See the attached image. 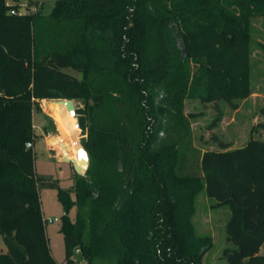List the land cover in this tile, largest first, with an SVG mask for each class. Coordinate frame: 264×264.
I'll return each mask as SVG.
<instances>
[{"label": "trees", "instance_id": "16d2710c", "mask_svg": "<svg viewBox=\"0 0 264 264\" xmlns=\"http://www.w3.org/2000/svg\"><path fill=\"white\" fill-rule=\"evenodd\" d=\"M8 1L18 0H0V264H58L27 147L41 100L78 103L73 142L81 129L89 156L75 199L45 185L65 211L67 264H203L213 242L192 218L204 191L231 210L226 264H264V141L230 150L215 136L221 151L203 154L201 175L183 172L186 100L214 104L212 129L220 102L251 96V25L264 0H59L47 16L12 15Z\"/></svg>", "mask_w": 264, "mask_h": 264}, {"label": "rangeland", "instance_id": "374dc122", "mask_svg": "<svg viewBox=\"0 0 264 264\" xmlns=\"http://www.w3.org/2000/svg\"><path fill=\"white\" fill-rule=\"evenodd\" d=\"M59 0H18L13 5L19 7L23 14L40 13L50 15ZM66 72L81 78L82 75L72 69ZM77 108L78 103L74 102ZM233 108L225 101L219 106L223 113L222 121L215 128H210L217 116L214 104H203L197 99H188L185 102V115L188 117L192 130V146L185 153L183 172L188 174H200L199 163L208 151H218L220 148L213 140L230 143L235 149L242 148L253 137L264 141V17L255 18L251 25V96L247 99H236ZM42 109L55 120L59 132L64 139H45L49 129H44L45 117L34 108L35 130V168L40 183V199L44 220H58L53 224H45L46 234L51 254L58 264H67L65 261V242L60 230L61 219L65 214L62 204L58 200V190L45 185L56 182L60 189L71 193L75 199V171L70 163L60 162V156H55V149L61 150L64 157L74 158L80 165L78 151L82 147L83 133L77 136L79 144L73 142V116L68 111L64 101L41 102ZM45 127V126H44ZM42 131V132H41ZM45 131V132H44ZM44 133L45 135H42ZM168 134L164 135L167 139ZM79 146V147H78ZM201 175V174H200ZM216 200L201 192L195 200V213L192 218L196 234L202 238L211 239L212 250L203 258V264H226L223 253L226 248L232 247L227 241L226 224L231 217L228 206H216ZM77 210L72 209L70 217L76 218ZM0 252L6 253L7 248L0 235ZM261 255L264 256V247ZM80 264H86L81 262Z\"/></svg>", "mask_w": 264, "mask_h": 264}, {"label": "water", "instance_id": "95a60500", "mask_svg": "<svg viewBox=\"0 0 264 264\" xmlns=\"http://www.w3.org/2000/svg\"><path fill=\"white\" fill-rule=\"evenodd\" d=\"M64 102H66V104L68 106L69 113L76 118V106H75V103L73 101H71V100H66ZM41 114L48 121V122H45V124H44V126L47 129L50 130V133H49L48 137L52 138V139H57L58 138L59 141L61 143H63L64 139L61 136V134L59 132V129H58V126H57L55 120L53 119V117L50 116L47 112H42ZM76 125L79 127L78 120H77ZM78 157H79V161H80V165H81V170H77V171H78V174L84 175L86 173V171L88 170V168H89V156H88V153L86 152V150L83 147H81L79 149ZM80 171H84V172L82 173Z\"/></svg>", "mask_w": 264, "mask_h": 264}, {"label": "crops", "instance_id": "0c3cea01", "mask_svg": "<svg viewBox=\"0 0 264 264\" xmlns=\"http://www.w3.org/2000/svg\"><path fill=\"white\" fill-rule=\"evenodd\" d=\"M42 101H44V100H41V101H39V113L41 114L42 112H45V111H43V109H42V105H41V102ZM48 101H58V100H48ZM61 101V100H60ZM33 125H34V111H33ZM43 128L44 129H46V127H44L43 126ZM36 130V126L34 125V131ZM42 132V131H41ZM45 132V131H44ZM42 135H45L44 133H42ZM48 135H49V133H46V135H45V139H48L49 137H48ZM249 142V141H248ZM248 142H247V144H248ZM246 144V145H247ZM35 145L36 144H34V147H33V149L35 148ZM245 145V146H246ZM245 146H243L242 148H244ZM238 149H241V148H238ZM230 150H236L235 149V147H231L230 148ZM218 151H221V150H218ZM55 156H60L59 158H60V162H64V163H70V165L73 167V169H74V171L75 172H77L78 173V169L76 168V166H75V164L73 163V161L70 159V157L68 156V157H64V155L61 153V150H59V149H55ZM263 247H264V245L262 246V248H261V250H260V253H259V255H261V252H262V249H263ZM261 256H263V255H261Z\"/></svg>", "mask_w": 264, "mask_h": 264}, {"label": "built area", "instance_id": "2783aa9c", "mask_svg": "<svg viewBox=\"0 0 264 264\" xmlns=\"http://www.w3.org/2000/svg\"><path fill=\"white\" fill-rule=\"evenodd\" d=\"M8 5L12 4L10 1L7 2ZM11 14L12 15H24L23 13H21L20 11H16V10H12L11 11ZM27 147L28 148H33L34 147V144L33 143H28L27 144ZM54 222H58V220L56 219L55 221L54 220H44V223L45 224H53Z\"/></svg>", "mask_w": 264, "mask_h": 264}, {"label": "bare ground", "instance_id": "6f19581e", "mask_svg": "<svg viewBox=\"0 0 264 264\" xmlns=\"http://www.w3.org/2000/svg\"><path fill=\"white\" fill-rule=\"evenodd\" d=\"M79 165V164H78ZM79 167H80V169H81V165H79ZM84 171H82V173H83Z\"/></svg>", "mask_w": 264, "mask_h": 264}]
</instances>
